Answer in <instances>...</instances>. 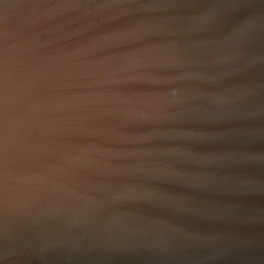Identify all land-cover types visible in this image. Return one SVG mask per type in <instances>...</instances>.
I'll list each match as a JSON object with an SVG mask.
<instances>
[{"label": "water", "instance_id": "water-1", "mask_svg": "<svg viewBox=\"0 0 264 264\" xmlns=\"http://www.w3.org/2000/svg\"><path fill=\"white\" fill-rule=\"evenodd\" d=\"M0 264H264V0H0Z\"/></svg>", "mask_w": 264, "mask_h": 264}]
</instances>
